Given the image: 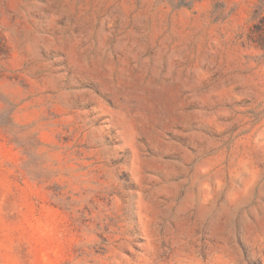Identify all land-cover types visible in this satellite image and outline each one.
<instances>
[{"label": "rangeland", "instance_id": "obj_1", "mask_svg": "<svg viewBox=\"0 0 264 264\" xmlns=\"http://www.w3.org/2000/svg\"><path fill=\"white\" fill-rule=\"evenodd\" d=\"M0 264H264V0H0Z\"/></svg>", "mask_w": 264, "mask_h": 264}]
</instances>
